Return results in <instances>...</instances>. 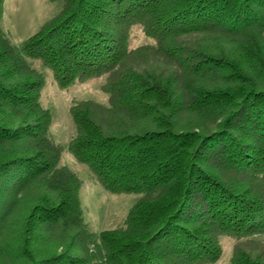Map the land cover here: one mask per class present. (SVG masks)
Instances as JSON below:
<instances>
[{
    "label": "trees",
    "instance_id": "obj_1",
    "mask_svg": "<svg viewBox=\"0 0 264 264\" xmlns=\"http://www.w3.org/2000/svg\"><path fill=\"white\" fill-rule=\"evenodd\" d=\"M60 1L16 46L0 0V264H214L222 235L230 264H264V0ZM136 25L152 44L131 47ZM30 60L60 89L106 78L108 105L70 106L67 149L140 195L121 226L86 222Z\"/></svg>",
    "mask_w": 264,
    "mask_h": 264
},
{
    "label": "rangeland",
    "instance_id": "obj_2",
    "mask_svg": "<svg viewBox=\"0 0 264 264\" xmlns=\"http://www.w3.org/2000/svg\"><path fill=\"white\" fill-rule=\"evenodd\" d=\"M61 7L62 1L60 0H6L2 20L3 29L14 45L22 46L25 40L53 18ZM197 38L192 37V39ZM143 44H152V40L143 34L139 25H136L131 30L130 45L133 48ZM30 62L32 66L45 74V84L41 91L40 101L43 107L50 111L52 117L50 133L55 142L63 147L61 163L78 173L83 180L80 197L86 222L95 233L121 226L130 207L140 195L113 194L106 191L95 180L88 167L79 163L67 149L69 141L75 135V126L69 111L70 106L75 100L87 99L108 105V94L102 89L106 78L76 82L67 89H60L50 70L39 61L30 60ZM151 64L172 69L162 62L154 61ZM255 239L264 243V235L255 236ZM219 240L222 254L219 261L214 264H230L236 241L224 235L220 236Z\"/></svg>",
    "mask_w": 264,
    "mask_h": 264
}]
</instances>
